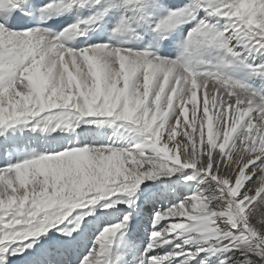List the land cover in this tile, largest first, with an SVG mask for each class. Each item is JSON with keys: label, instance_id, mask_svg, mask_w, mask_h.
<instances>
[{"label": "snow or ice", "instance_id": "1", "mask_svg": "<svg viewBox=\"0 0 264 264\" xmlns=\"http://www.w3.org/2000/svg\"><path fill=\"white\" fill-rule=\"evenodd\" d=\"M0 264H264V0H0Z\"/></svg>", "mask_w": 264, "mask_h": 264}]
</instances>
